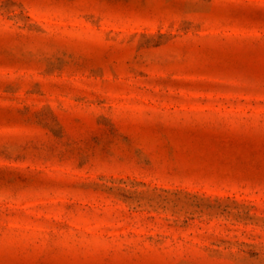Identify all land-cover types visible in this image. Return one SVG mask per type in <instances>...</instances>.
<instances>
[{
  "label": "rangeland",
  "instance_id": "rangeland-1",
  "mask_svg": "<svg viewBox=\"0 0 264 264\" xmlns=\"http://www.w3.org/2000/svg\"><path fill=\"white\" fill-rule=\"evenodd\" d=\"M0 264H264V0H0Z\"/></svg>",
  "mask_w": 264,
  "mask_h": 264
}]
</instances>
